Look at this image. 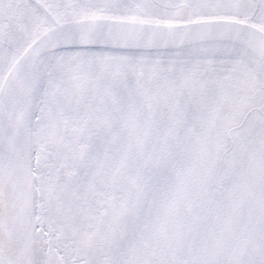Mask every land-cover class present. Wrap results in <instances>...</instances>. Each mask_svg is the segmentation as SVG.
Wrapping results in <instances>:
<instances>
[{
	"label": "snow or ice",
	"instance_id": "6c2138e0",
	"mask_svg": "<svg viewBox=\"0 0 264 264\" xmlns=\"http://www.w3.org/2000/svg\"><path fill=\"white\" fill-rule=\"evenodd\" d=\"M0 264H264V0H0Z\"/></svg>",
	"mask_w": 264,
	"mask_h": 264
}]
</instances>
